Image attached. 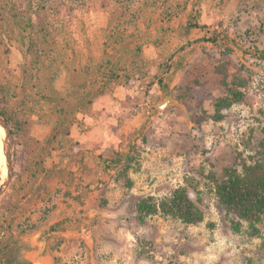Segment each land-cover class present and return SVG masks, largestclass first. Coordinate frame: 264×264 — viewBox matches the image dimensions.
Here are the masks:
<instances>
[{"label":"rangeland","instance_id":"374dc122","mask_svg":"<svg viewBox=\"0 0 264 264\" xmlns=\"http://www.w3.org/2000/svg\"><path fill=\"white\" fill-rule=\"evenodd\" d=\"M54 1L60 6L49 16L61 59L52 81L57 92L85 80L97 91L92 67L104 53L120 54L107 31L116 19L125 30L122 43L141 45L146 68L130 88L114 85L95 95L90 110L76 114L68 141L50 137L45 109L26 117L13 135V177L0 197V242L10 245L0 264H31L24 258L36 247L24 240L31 235L54 264H264V227L256 224L260 233L252 235L247 222L226 213L204 176L238 154L247 163L264 162V59L253 49H264V0ZM17 8L24 12L25 3ZM187 22L198 26L185 38ZM21 39L9 41L0 27V83L19 94L27 58ZM224 58L228 80L245 79L246 96L214 121L207 115L224 93L217 69ZM85 65L91 70L81 74ZM28 90V107L41 102L36 87ZM167 95L178 104L156 108ZM115 152L135 159L126 178ZM185 177L199 182L191 196L202 222L160 214L136 219L139 198L167 195ZM232 221L241 222L238 232ZM64 230L83 231L89 243L56 233Z\"/></svg>","mask_w":264,"mask_h":264},{"label":"trees","instance_id":"16d2710c","mask_svg":"<svg viewBox=\"0 0 264 264\" xmlns=\"http://www.w3.org/2000/svg\"><path fill=\"white\" fill-rule=\"evenodd\" d=\"M19 1L4 0V5H0L2 34L6 35L9 41L20 38L27 40V58L23 68L24 80L21 92L20 94L12 92L9 84L0 83V116L7 121L13 135L17 136L19 130L27 124V116L45 109L50 121H53V132L50 137L60 138V142L63 143L62 141L69 139L71 125L78 121L76 114L88 112L95 95L105 94L114 85L130 88L134 81L144 74L146 63L142 56V48L139 43L131 45L122 43V35L125 31L122 28V21L120 19L110 21L107 25L108 39L114 42V48L120 54L115 57L104 53L103 58L92 67L93 74L98 80L97 91L88 88L85 80L82 83L74 81L73 90L61 94L52 84L61 59L57 56L60 52L56 49L53 34L55 28L49 18L50 15H57L59 4L54 0H21L26 8L24 12H21L17 8ZM7 6L8 10L5 9ZM197 26L194 22H187L184 26V37L186 38L191 28ZM212 39L214 41L218 37H212ZM253 49L256 58L264 59V49L256 46H253ZM225 62L227 60L217 67L222 74L224 93L215 99L214 112L207 115L214 121L223 119L222 110L242 102L246 96L245 79L234 75L228 80ZM90 68L88 65L83 66L81 74L89 73ZM154 79L159 85L163 84L160 74ZM33 87H36L37 92L41 94V102L38 100L28 107L29 99L27 98L31 92L28 89L32 90ZM12 96L19 97L12 101ZM112 159L124 160L118 173L126 178L128 170L132 168L134 157L130 153L120 155L115 152ZM204 176L211 183L212 190L226 213L234 214L239 220L247 222L250 233L258 235L260 229L256 227V224L264 227V212L260 204V194L264 188V162L247 163L238 154L233 163L223 167L219 173L209 171ZM198 183L194 177H185L184 183L173 188L167 195L159 198L152 195L139 198L135 203L136 219L143 223L148 216L160 214L164 217L176 218L184 224L195 225L202 222L203 211L193 195L190 196L198 192ZM127 186H132V182L128 181ZM231 226L235 232H238L241 222L232 221ZM9 246V241L0 242V257L8 255L6 249Z\"/></svg>","mask_w":264,"mask_h":264},{"label":"water","instance_id":"95a60500","mask_svg":"<svg viewBox=\"0 0 264 264\" xmlns=\"http://www.w3.org/2000/svg\"><path fill=\"white\" fill-rule=\"evenodd\" d=\"M178 102L171 95H167L163 98L162 101H159L155 104V107L158 109H164L170 105H176ZM0 127L2 128L4 135L2 138V151L4 154V169L5 172L3 176L0 178V197L4 195L7 191L12 177H13V152H14V136L12 130L7 123V121L0 116ZM191 196V194H190ZM260 204L262 211L264 212V188L262 193L260 194ZM57 234H61L63 236H67L69 234L76 235L82 237L87 243H89V237L85 235L83 231L78 232L74 230H64L57 231ZM25 241L31 243L32 246H36L35 250L26 251L24 254V258L30 261L32 264H54L50 256L43 255V246H41L37 240V237L34 235L27 236L24 238Z\"/></svg>","mask_w":264,"mask_h":264},{"label":"bare ground","instance_id":"6f19581e","mask_svg":"<svg viewBox=\"0 0 264 264\" xmlns=\"http://www.w3.org/2000/svg\"><path fill=\"white\" fill-rule=\"evenodd\" d=\"M3 135H4V132H3L2 128L0 127V178L3 176V174L5 172V169H4V154H3V151H2V138H3Z\"/></svg>","mask_w":264,"mask_h":264},{"label":"flooded vegetation","instance_id":"af4514ba","mask_svg":"<svg viewBox=\"0 0 264 264\" xmlns=\"http://www.w3.org/2000/svg\"><path fill=\"white\" fill-rule=\"evenodd\" d=\"M93 104V103H92ZM92 107V106H91ZM36 249V247H34V249H32V250H35ZM44 252H42V254H43ZM8 258V257H7ZM32 264V263H31Z\"/></svg>","mask_w":264,"mask_h":264}]
</instances>
